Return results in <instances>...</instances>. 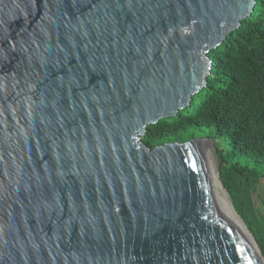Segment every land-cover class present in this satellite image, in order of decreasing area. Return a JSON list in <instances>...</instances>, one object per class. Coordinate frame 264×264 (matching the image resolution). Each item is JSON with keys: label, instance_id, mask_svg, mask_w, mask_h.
<instances>
[{"label": "water", "instance_id": "1", "mask_svg": "<svg viewBox=\"0 0 264 264\" xmlns=\"http://www.w3.org/2000/svg\"><path fill=\"white\" fill-rule=\"evenodd\" d=\"M255 5L0 0V264H257L199 140L143 142Z\"/></svg>", "mask_w": 264, "mask_h": 264}, {"label": "trees", "instance_id": "2", "mask_svg": "<svg viewBox=\"0 0 264 264\" xmlns=\"http://www.w3.org/2000/svg\"><path fill=\"white\" fill-rule=\"evenodd\" d=\"M208 57L206 86L177 116L151 125L143 142L154 148L209 132L219 179L264 256V239L250 216L264 179V0H256L254 13Z\"/></svg>", "mask_w": 264, "mask_h": 264}, {"label": "bare ground", "instance_id": "3", "mask_svg": "<svg viewBox=\"0 0 264 264\" xmlns=\"http://www.w3.org/2000/svg\"><path fill=\"white\" fill-rule=\"evenodd\" d=\"M205 146H203V150L206 153L209 161H210V169H211V177H212V185L213 191L216 195V198L219 202L221 210L224 214L226 221L233 226L235 230L238 231L244 242L250 248L251 253L255 257V261L257 264H264V259L259 251L257 244L252 239L251 235L244 227L243 223L240 221L239 217L237 216L236 212L232 208L230 202L225 197L226 195L223 194L222 191V184L219 180L218 176V165H217V158L215 154L209 149L208 143L203 142Z\"/></svg>", "mask_w": 264, "mask_h": 264}, {"label": "rangeland", "instance_id": "4", "mask_svg": "<svg viewBox=\"0 0 264 264\" xmlns=\"http://www.w3.org/2000/svg\"><path fill=\"white\" fill-rule=\"evenodd\" d=\"M195 139L199 140L202 148H204L203 146H205L203 144V142L208 143L207 144L208 147L210 145H212V149L210 147H209V149L215 154L213 143L211 144L209 142V140H211L209 132H203L199 136L195 137ZM218 176H219V174H218ZM220 182H221V180H220ZM221 184H222V182H221ZM222 191H223V194L225 193L224 194V195H226L225 197L227 198V200L230 202L232 208L234 209L233 204H232V198L230 197V195L227 192V190L224 188L223 184H222ZM253 200H254V205H253V208L251 207L252 210L250 212V216L254 220V229H255V231L259 232V234L262 235V237L264 239V179L260 182L259 187H258V192H257V194H255L253 196ZM234 211H235V209H234ZM236 214L239 217L240 221L243 223L244 227L247 229V231L251 235V237L254 240V242L257 244L256 239L254 238L253 234L249 231V229L245 225V223L242 220V218L239 216V214L237 212H236ZM257 246L259 248L258 244H257ZM259 251H260V253H261V255H262L263 259H264V256H263L260 248H259Z\"/></svg>", "mask_w": 264, "mask_h": 264}]
</instances>
